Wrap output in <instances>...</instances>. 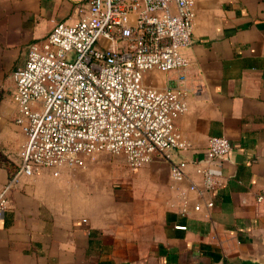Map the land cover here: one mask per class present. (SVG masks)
<instances>
[{"label": "crops", "instance_id": "1", "mask_svg": "<svg viewBox=\"0 0 264 264\" xmlns=\"http://www.w3.org/2000/svg\"><path fill=\"white\" fill-rule=\"evenodd\" d=\"M89 2L0 0V190L21 167L26 142L13 74L32 44L58 23H77ZM196 5L193 44L182 51L188 65L151 72L155 87L185 93L175 128L191 148L174 159L191 163L186 179L173 181L159 158L132 170L122 155L115 177L125 185H60L49 169L22 177L0 221V264H264V200L256 201L264 190V0ZM210 137L233 149L211 166L218 189L199 195L192 163L205 162Z\"/></svg>", "mask_w": 264, "mask_h": 264}, {"label": "built area", "instance_id": "2", "mask_svg": "<svg viewBox=\"0 0 264 264\" xmlns=\"http://www.w3.org/2000/svg\"><path fill=\"white\" fill-rule=\"evenodd\" d=\"M197 2L90 0L77 23H58L31 45L26 64L13 74L26 142L21 167L0 190V221L22 177L43 169L59 177L63 167H84L83 158L96 154L122 155L132 170L159 158L170 165L173 181L186 179L191 163L174 159L191 148L175 128L187 112L185 93L144 81L150 72L188 65L182 51L193 44ZM232 149L227 138H209L205 162L192 163L203 183L199 195L218 189L211 166L224 163ZM188 189L197 191L195 185ZM263 200L264 190L256 198ZM205 205L212 210L213 199Z\"/></svg>", "mask_w": 264, "mask_h": 264}, {"label": "rangeland", "instance_id": "3", "mask_svg": "<svg viewBox=\"0 0 264 264\" xmlns=\"http://www.w3.org/2000/svg\"><path fill=\"white\" fill-rule=\"evenodd\" d=\"M155 79L154 74L150 72L146 75L144 82L155 84ZM83 159L84 167L71 168L66 166L68 171L71 172L69 178L65 179L64 174H62L54 181L60 185H125L124 179L115 177V171L126 165L120 156L101 153ZM80 172L84 173L79 174Z\"/></svg>", "mask_w": 264, "mask_h": 264}]
</instances>
